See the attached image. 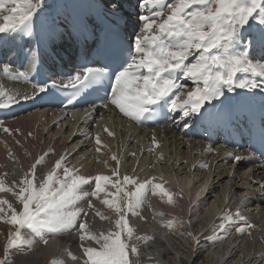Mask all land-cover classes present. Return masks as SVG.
Returning a JSON list of instances; mask_svg holds the SVG:
<instances>
[{"label":"snow or ice","instance_id":"obj_1","mask_svg":"<svg viewBox=\"0 0 264 264\" xmlns=\"http://www.w3.org/2000/svg\"><path fill=\"white\" fill-rule=\"evenodd\" d=\"M138 7L141 11L137 21L141 27L129 33L125 41L118 14L119 0H112L111 8L99 12V19L86 13L60 12L48 0H0V13L7 12L0 15V35H10L13 40L20 35L29 49L25 56L27 68L13 73L14 79H29L28 74L40 64L42 52L56 54L67 39L77 46L85 45L84 61L67 74L66 81H41L34 98L38 99L40 94L55 96L54 89L69 91L71 98L103 89L107 101L103 106H113L124 117L143 122L167 110L180 117L174 123L184 129L223 111L232 100L229 94H258L264 108V0H140ZM101 33L105 36L103 44ZM92 52H96V59H91ZM2 71L8 75L11 66L4 64ZM181 76L193 84L186 92V85L178 82ZM15 96L0 87V98L7 97L10 102L0 104V108L20 103ZM21 99L29 97L25 94ZM217 104L221 106L219 110ZM261 128L264 135V117ZM0 129L10 132L3 120H0ZM95 140L101 145L99 134ZM96 151L101 148L97 147ZM47 155L36 159L12 186H6L0 178V192L12 193L18 202L14 207L7 199L0 198V221L14 229L9 232L0 264H9L14 250H30L36 239L47 244L48 235L73 232L86 257L84 264H135L129 255L138 257L139 249L131 243L135 230L127 217L129 213L138 215L136 210L149 191L167 197L170 204L175 203L163 177L159 178L161 183H153L155 177L143 182L128 175L121 177L116 154L111 157L116 163L111 176L81 175L76 168L67 166L65 156H60L42 173V178L37 177V166ZM230 155L239 162L254 154ZM93 184L90 193L83 191L85 186ZM125 185H132V190H126ZM101 194H104L102 203L117 218L114 227L97 232L85 219L88 213L78 206V201L87 197L88 208H93L91 198L101 199ZM124 200L127 203L122 207ZM95 215L101 220L111 219L99 210ZM237 220L244 222L243 227L237 228L240 233L254 227L237 209L235 213L226 211L221 215L220 232ZM173 223L172 220L164 222L169 228ZM25 230L32 233L31 239L23 235ZM187 235L199 243L191 232ZM135 239L146 241L151 237ZM85 241H93L97 246H86ZM67 254L77 260L71 249H67ZM51 264H64V261L53 259Z\"/></svg>","mask_w":264,"mask_h":264},{"label":"bare ground","instance_id":"obj_2","mask_svg":"<svg viewBox=\"0 0 264 264\" xmlns=\"http://www.w3.org/2000/svg\"><path fill=\"white\" fill-rule=\"evenodd\" d=\"M110 1L111 2L108 3V5L112 7V0ZM138 1L139 0H136L134 3L133 0H119L120 9H123L122 16L126 20V25H132L133 27L131 30L127 27L129 32L138 30L141 27V24L137 21V16L141 11L138 9ZM48 3L53 6V9L60 12L72 13L73 15L77 13H86L88 15L96 16L94 0H48ZM5 14H7V12L0 13V15ZM20 41H22V39L19 35H17L14 40L11 38L10 41H7L4 44L3 48H5V54H7V56L11 59L14 54H16V44ZM65 41L66 42L59 47L56 53V55L60 56L61 59L59 63L52 59L51 52L44 51L42 59L43 69L46 68L48 71L55 69L57 71L59 69L58 67L67 68L66 61L69 62L74 57L76 50L67 39H65ZM27 51L28 50H25V52ZM191 59L192 58L190 57L189 62H191ZM47 70H45V72ZM47 74L54 75L48 72ZM3 76L4 74L0 72V87L6 91L12 88L9 93L14 96L16 93H19V95L15 96V98L20 100V104L18 103L19 106L15 105L16 108L14 113L8 114L7 111L10 107L0 108V118H14V121L10 123L4 122L5 126L10 125L8 127L10 132L5 133L3 129H0V137L5 134V137L3 136L4 140L0 139V178L4 179L6 186H12V182L14 180L19 181L24 172L27 171L33 163H35V160L45 153H49V155L45 157V160L41 165L37 166V177L42 178V173H46L60 156H65L67 166L69 168H76L81 175L95 176L98 173H103L104 175L111 176V170L116 168V163L111 158L113 154H116L113 151L115 147L113 144L115 141L114 137L116 136L112 131L113 129L110 123L111 120L104 118L105 115H108L104 113L106 112L104 108L98 107L96 109L93 114L96 116L95 121L97 120V122L91 123V125L89 123L84 125L88 120V118H85L86 108L76 109L75 112L69 116H67L68 114L64 113L62 110L46 109L42 108L43 106H34L26 109L21 107V101L23 100L21 97L27 94V92L22 90V88L29 87V84L26 82L20 83L19 81L13 82L11 78L4 79ZM178 82L186 85L184 89L185 92L193 87L192 81L187 80L184 77ZM12 83L13 85H11ZM229 95L232 96V100L225 105L229 107H233L237 104V102H241L244 97L242 92L239 95ZM5 103H10L7 100V97L0 98V104ZM220 108L221 106L217 104V110ZM60 115L62 116L59 119ZM72 116L74 117V120H71ZM73 122H75V125H78L79 127L75 133V130L73 131L72 128L68 130V126L67 130H63L65 125H71ZM126 123H128V120ZM169 125L172 126V130L166 126L157 127L151 129V131H149L147 127V129L144 130L138 128V125L136 128L138 129V132L144 134H158L161 139L160 143L163 142V136L172 138L173 140H171V142H177L178 140H181L177 137L179 134V136L186 141L180 145L175 143L172 147L179 153L181 159L187 158L189 162L190 158L193 159L194 157L192 156V151L198 147V152L209 156L210 161L216 162L218 166L224 165L226 169L223 168L222 170H219L218 167V170H215L217 171V174H219L218 176L228 173V175L225 176L227 177L232 172L231 177H234V174H236L237 177L240 178V181H244L241 184L239 183L240 185L236 187L237 190L240 191L241 196H247V202L253 201V204L258 202L260 203L259 205L264 207V199L257 197L252 199L250 196V194L253 195L255 191H258V195H264V187H262L264 186V164H262L259 158L251 156L249 159L237 162L230 154L234 153L236 155L246 156V154L241 151V148L235 152L232 151L233 149L222 147L219 143L216 144V142L209 144L206 138L202 142V140L198 139V137H202V135L190 130L182 129V125L174 123V120H172ZM81 127L82 130H85V128L89 129L95 127V131H97L101 138V145H97L96 140L92 138H86L85 136H87V134L82 133L83 131L80 130ZM16 129H19V131H16ZM46 130L47 132H45ZM103 130H105L106 133ZM122 130H124V128ZM61 131L64 135L63 138L58 136L62 133ZM69 132L70 134H67ZM109 132H113V135H109ZM19 133H21V136H19ZM29 133H31V135H29ZM126 135L129 136V138L131 136L129 133H126ZM107 138L108 140L106 141ZM17 141H19V143H17ZM105 141L109 143L105 145ZM219 141L221 142L222 140L219 139ZM186 142L187 147H185ZM160 143H158L157 147L146 153L152 156L154 155L153 162L155 159L157 162L158 159L166 158L164 157V154L160 152L163 147L162 146L159 149L161 145ZM188 143L190 146H188ZM83 144L84 146H82ZM169 145L171 146V143ZM77 146L79 148L75 150V147ZM145 146L146 144L142 147L145 148ZM97 147L101 148L99 156L103 158H101L100 162L93 164L95 160L94 156L98 155V152L95 151ZM183 147H185V149H183ZM84 149H86L85 152ZM152 151L154 152L152 153ZM131 153L132 155H134V153L136 155L135 151H132ZM123 155V152H120L118 155V159L120 161V176L123 177L124 175H129L138 178L140 182L146 180L145 174L143 173L144 168L149 166L146 158L139 160L136 164L137 166L133 165L131 167H127L128 164L125 165V163H122ZM85 156H87V160H85ZM128 158H132L131 155L128 156ZM105 161L107 164L104 163ZM190 164L193 165L192 163ZM226 165H231L234 169L231 168L232 171L228 172L230 169L229 167H226ZM153 168V163L152 168H147V170H151L150 174H153L154 170H156ZM208 168V172L212 173V165L209 164ZM154 173L159 176L148 177L147 175V178L149 179L155 177L156 179L153 183H161L162 181L159 179L161 177L160 175L165 176L163 177V182H165V187L173 193V200L175 203L170 204L167 202V197L160 194H152L149 191L146 194V198L142 206L136 210L138 215H132L131 213L128 214L127 219L129 224L136 231L137 234L135 233V235H138L139 237L148 235L152 239L140 246V249L142 250L141 254L154 258V260H158L160 264H165L167 262L166 260L173 257V253H177V255H181V253L187 255L190 262L192 261V264H205V256L208 257L209 264H264V218H257L254 216V212L250 208L243 210V200L237 205V207H239L240 213L244 219L251 220V224L254 227L246 230L244 233H240L237 231V228L243 227L244 222L237 220L230 225L226 231L220 232L218 228L220 221L216 219V217L212 216V212L209 208L206 209V205H209L208 201L210 202V199L205 197L208 195V192L204 194L205 189H203V187L194 188L192 180L189 177H180L172 172L169 175L170 179L166 176L167 174L165 175L160 171H155ZM220 178L222 179L224 176ZM113 179H115V177H113ZM243 185L245 186L242 187ZM252 185H255L256 187H251ZM225 186L224 189L227 188L226 184ZM132 187L133 186L130 185L128 191H131ZM250 187L252 190L247 192ZM93 188L94 184L85 186L83 191L90 193ZM242 189L247 190L245 191ZM109 190L114 191L113 189ZM176 193H179V195H176ZM0 198L7 199L9 202L13 203L14 207L18 206V202H16L12 193L0 192ZM103 198L104 194H101V199H97L95 197L91 198L92 204L94 205L93 209L88 208L87 197L78 201V206L83 208L88 213L85 219L89 222L93 231L97 232L107 229L106 227L110 223L111 226H114V221L117 218L116 213L102 203ZM126 203V200L123 201L122 207H124ZM100 205L102 206L101 212H103L104 215L109 216L111 218L110 220H101L99 216L94 214V211L99 209ZM160 213H163V215H160ZM246 213H249V216L244 215ZM251 213H253V216L250 215ZM169 220L174 221L171 228L166 227L164 224V222ZM184 226L188 232H191L195 237H197L198 241L200 238L202 239L203 236V241H199V243H197L191 236H188V238H177V229L181 230L180 228L183 229ZM186 229L184 232L187 233ZM23 235L26 238H32V233L30 231L25 230ZM46 238L48 240L47 244H44L41 240L36 239L35 243L31 246L34 250L33 254H35L32 258L36 257V259L39 260L41 256L44 255L48 257V259L62 260L64 261V264H84L86 257H84L83 251L79 246L80 241L77 239L75 232L71 235L67 233L63 235H48ZM84 243L86 246H97L93 241H85ZM67 249H71L72 254L77 257V260H72L68 256ZM261 250L262 253H259ZM150 252L153 255H151ZM18 256L19 255H17V257ZM177 262L178 264H180V262L182 263V259L178 258Z\"/></svg>","mask_w":264,"mask_h":264},{"label":"rangeland","instance_id":"obj_3","mask_svg":"<svg viewBox=\"0 0 264 264\" xmlns=\"http://www.w3.org/2000/svg\"><path fill=\"white\" fill-rule=\"evenodd\" d=\"M1 36L2 35H0V38H1ZM9 38H10V35L5 34V36H4V38H2L1 42H3L4 39H9ZM25 50H29L28 45H26V47L24 46L22 48V51H25ZM59 61H60V58H59ZM4 64H9L10 66H12L13 62L6 59L4 61ZM26 68H27V63L25 65V67L23 69H21V71H25ZM14 70L17 71L18 68L14 69ZM182 77L183 76H181L179 79H181ZM11 80L13 81V79H11ZM19 80L24 81L23 79H19ZM14 82H15V80H14ZM104 110L106 111L104 113L108 114V115H105L104 118L111 120L110 123H111L112 129H113L112 131L114 132V134L116 136V137H114L115 141L113 144L115 145V147H114L113 151L116 153L117 158H118V155L120 152L124 153L123 158H122V163H125V165L128 164L127 167H131L133 165L137 166L136 164L138 163L139 160L146 158L147 162L151 164L148 167L152 168V163H153V165H154L153 169H156V170H154V172L160 171L165 175L167 174L166 176L169 179H170L169 175L171 174V172L175 175L180 176V177H189L192 180L194 188H199V187L202 188L203 187V189H205L204 194L206 192H208V195H206L205 197L207 199H210V202L208 201V203L211 207L209 205L208 206L206 205V209L209 208L212 212V216L216 217V219H218L219 221H220V217L223 214V212L231 211L232 213H235L236 210L239 209V207H237V205L240 202H242V200L244 201L243 210L250 208L254 212V216H256L257 218H264V207H262V205H259L260 203H258V202H256L255 204H253V201L247 202L248 200L245 199V197H247V196H241L240 191L237 190L236 187L244 181H242V180L240 181V178L237 177L236 174H234V177H231L232 172L227 177H225V176L228 175V173H224L221 176H218L219 174H217V171H215V170H218V169L222 170L223 168L226 169L224 167V165L218 166L216 164V162L210 161L209 156L204 155L203 153L201 154L198 152V147H196V149H194L192 151V153H193L192 156H194L195 158L194 157H193V159L190 158L189 162H188L187 158L181 159V156L179 155V153L176 152L175 149L172 147V145L175 143H177V145H180L181 143L186 141V140L184 141V139H182L179 136V134L177 135V137L181 140H178L177 142L176 141L171 142V140H173L172 138H169V137L167 138L166 136H163V142L160 143L161 139H160L158 134H154V133H145L144 134V133L138 132V129L136 128L138 126L136 124H134L135 121H133L127 117H124L113 106L109 105V107L104 108ZM125 118H126V120H125ZM120 119H122V120H120ZM177 119H178V117H177ZM127 120H128V123H126ZM92 121H95V119H92L88 122H92ZM123 121L125 124L123 123ZM10 122L11 121H5V123H10ZM96 122H97V120L95 121V123ZM9 126L10 125H7L6 127H9ZM166 127H168L170 130H172L170 125H167ZM70 128H72L73 131L74 130L76 131L79 127H78V125H75V122H73L70 126H68V130ZM123 128L125 131L122 130ZM138 128H140V127H138ZM65 129L67 130L66 125H65V128H63V130L65 131ZM190 129H191L190 131H193V129H195V127H192ZM82 131H83L82 132L83 134L84 133L87 134V136H85V137L86 138L88 137V139L92 138L95 140V137L98 134L97 131H95V127L89 128L88 131H84V130H82ZM149 131H151V130H149ZM45 132H47V130ZM126 133H129L132 136V138H131V136L129 138V136H127ZM67 134H70V132ZM176 134H177V132H176ZM51 135H53V134H51ZM3 136L5 137V134ZM3 136H1L0 139L4 140ZM19 136H21V133H19ZM58 136L63 138L64 137L63 132L60 133ZM198 139L202 140V142L204 141L203 137H198ZM107 140H108V138L106 139V141ZM153 140L156 141L155 144L153 143ZM106 141L104 143L105 145L109 143V142L107 143ZM196 141L201 142L199 140H196ZM158 143L161 144L159 149L163 146L162 149L160 150V152H162L164 154V157H166V158H164V159L161 158L163 160L158 159L157 162L155 159V161L153 162V160H154L153 156L154 155L152 156V155L146 154V153L148 151L152 150L153 148L157 147ZM170 143H171V146L169 145ZM145 144H146V146H145V148H143L142 146H144ZM185 144H186L185 147H187V142ZM188 146H190L189 143H188ZM185 147H183V149H185ZM86 149H84V152ZM132 151L136 152V155L134 153L135 156L132 155V153H131ZM153 152L154 151H152V153ZM99 154H100V151L98 152V155L94 156L95 160H94L93 164L100 162L101 158H103V157H100ZM130 155L133 159L128 158V156H130ZM87 156L84 157L85 160H87V158H86ZM127 161H128V163H127ZM190 163H192L193 165H191ZM209 164L212 165V167H213L212 173L208 172ZM204 165H206V167ZM226 167H229V169H230L228 172L232 171L231 168L234 169V167H231V165L230 166L226 165ZM147 168H144V171L142 170L143 173L145 174L146 179H148L147 175H148V177L159 176V175H155L154 172H153V174H150L151 170L150 169L147 170ZM160 176L165 177L163 175H160ZM223 176H224V178L221 179L220 177H223ZM228 181H229V183H228ZM225 184L227 185V188L224 189ZM129 186L130 185H125L126 190H129L128 189ZM244 186L245 185H243L242 187H244ZM254 186L255 185H252L251 187H254ZM251 187L248 190L247 189H242V190H245V191L247 190V192H248V191L252 190ZM245 191H242V192H245ZM199 196H200V194H199ZM250 196L252 199H255L256 197L264 199V195H262V194L258 195V191H255L253 193V195L250 194ZM97 210L102 211V206L100 205L99 209H96L94 211V214ZM221 211H222V213H221ZM239 211H240V209H239ZM244 215L249 216V213H246ZM250 215L253 216V213H251ZM217 216H220V217H217ZM246 221L251 224V220L248 219ZM0 224H1L0 225V258H2L4 255V247H5V244L7 243L9 232L14 231V229L12 228V226H10L9 224H7L4 221L0 222ZM110 227H114V226L113 225L111 226V223H110L107 225V227H106L107 229H104V231L108 230V228H110ZM180 229L181 230L177 229L176 237L177 238H182V237L188 238L189 235H187V234L189 232L186 229V227L184 226L183 229L182 228H180ZM185 229H186L187 233L184 232ZM135 233H136V231L134 232V238L132 239L131 243H134L137 245V247L139 249V256L137 257L136 255L130 253L129 259L134 261L135 264H160L158 262V260H154V258H151L149 256H144L143 254H141L142 250L140 249V246L143 245V243L149 241L150 239H148L146 241L145 240H136L135 237H139V236L135 235ZM250 234H251V232H250ZM177 235H179V236H177ZM184 235H186V236H184ZM146 236H148V235H146ZM199 241H203V236H202V239L201 238L199 239ZM33 253H34V250L32 248H30V250H27V251H25L24 249L14 250L12 255L9 258V264H50L52 261V259H48V257H46L44 255H42L39 260H37L36 257L32 258V256L35 255ZM259 253H262V250L259 251ZM17 255H19V256L17 257ZM151 255H153V254L151 253ZM172 255H173V257H170V259L166 260L167 262L165 264H176V263L178 264V262H177L178 258L182 259V263L180 262V264H192V261L190 262L188 256L183 254V253H181V255H177V253L176 254L173 253ZM263 255H264V252H263ZM184 259H186V260H184ZM204 259H205L204 263L209 264L208 257L205 256ZM263 260H264V256H263Z\"/></svg>","mask_w":264,"mask_h":264}]
</instances>
